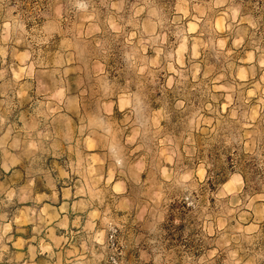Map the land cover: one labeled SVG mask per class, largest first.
I'll list each match as a JSON object with an SVG mask.
<instances>
[{
  "label": "clouds",
  "instance_id": "obj_1",
  "mask_svg": "<svg viewBox=\"0 0 264 264\" xmlns=\"http://www.w3.org/2000/svg\"><path fill=\"white\" fill-rule=\"evenodd\" d=\"M0 264H264V0H0Z\"/></svg>",
  "mask_w": 264,
  "mask_h": 264
}]
</instances>
